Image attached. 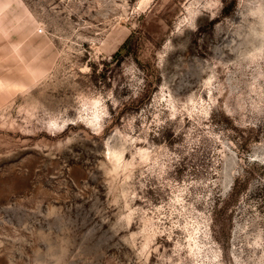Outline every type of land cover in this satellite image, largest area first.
I'll return each mask as SVG.
<instances>
[{"label": "rangeland", "instance_id": "rangeland-1", "mask_svg": "<svg viewBox=\"0 0 264 264\" xmlns=\"http://www.w3.org/2000/svg\"><path fill=\"white\" fill-rule=\"evenodd\" d=\"M0 264H264V0H0Z\"/></svg>", "mask_w": 264, "mask_h": 264}, {"label": "trees", "instance_id": "trees-1", "mask_svg": "<svg viewBox=\"0 0 264 264\" xmlns=\"http://www.w3.org/2000/svg\"><path fill=\"white\" fill-rule=\"evenodd\" d=\"M135 32H133L131 35H130V37L126 40V42L124 43V45L122 46V49H125V48H127L128 46H131V44H132V42H133V40H134V38H135Z\"/></svg>", "mask_w": 264, "mask_h": 264}]
</instances>
